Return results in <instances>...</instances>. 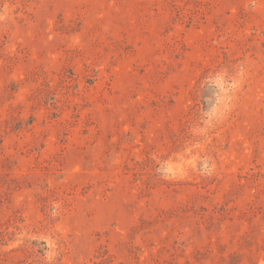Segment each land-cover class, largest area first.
I'll return each mask as SVG.
<instances>
[{
  "label": "rangeland",
  "instance_id": "obj_1",
  "mask_svg": "<svg viewBox=\"0 0 264 264\" xmlns=\"http://www.w3.org/2000/svg\"><path fill=\"white\" fill-rule=\"evenodd\" d=\"M0 264H264V0H0Z\"/></svg>",
  "mask_w": 264,
  "mask_h": 264
}]
</instances>
